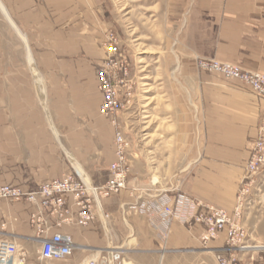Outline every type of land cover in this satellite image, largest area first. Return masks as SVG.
Instances as JSON below:
<instances>
[{"label": "crops", "instance_id": "0c3cea01", "mask_svg": "<svg viewBox=\"0 0 264 264\" xmlns=\"http://www.w3.org/2000/svg\"><path fill=\"white\" fill-rule=\"evenodd\" d=\"M168 5L182 58L170 106L176 122L189 123L178 132L184 133L180 144L162 163L134 151L127 188L103 197L86 226L77 223L79 207L71 194L65 196L70 223L26 197L0 198V236L38 251L32 217L40 214L45 237L72 236L69 264L100 262L110 250L122 252L123 264H156L163 248L209 251L217 258L231 254L217 239L202 244L199 224L175 220L162 239L139 205L178 192L234 208L264 123V98L237 80L200 70L196 59L264 73V0H168ZM112 37L121 50L107 0H0V187L36 192L75 170L90 188L107 183L116 129L100 113L98 72L112 54Z\"/></svg>", "mask_w": 264, "mask_h": 264}, {"label": "built area", "instance_id": "2783aa9c", "mask_svg": "<svg viewBox=\"0 0 264 264\" xmlns=\"http://www.w3.org/2000/svg\"><path fill=\"white\" fill-rule=\"evenodd\" d=\"M106 62L98 72V89L103 100L100 113L115 126V158L109 167V179L102 187H88L80 173L66 175L44 183L38 191L23 193L18 187L5 185L0 187V198L19 200L26 197L33 203H40L44 208H51L61 222H72L65 196L71 194L79 207L77 223L86 226L95 219L93 210L101 209V199L117 194L127 188V179L131 169V140L124 133L119 122V114L124 107L121 101L120 86L128 75V67L118 51V42L112 37ZM200 70L217 73L229 80H237L250 87L259 97L264 98V73L246 71L239 65L223 63L209 58H197ZM264 168V123L260 126L257 139L251 146L249 158L243 169L242 179L236 195L235 206L228 210L214 204H203L176 192L172 198L143 202L139 205L142 213L159 230L162 239L168 237L172 223L177 220L183 224H199L203 227L200 240L207 245L225 235L231 251L228 256H219V264H240L241 257L252 251L248 243V231L244 224V201L250 193L254 177ZM36 224L35 240L39 243L37 261H66L74 251L72 236L67 233H55L45 237L46 221L40 214L32 217ZM29 251L21 247L15 239L0 236V264H36L29 257ZM88 264H123L122 252L108 251L100 262L88 261ZM264 264V260L262 261Z\"/></svg>", "mask_w": 264, "mask_h": 264}, {"label": "rangeland", "instance_id": "374dc122", "mask_svg": "<svg viewBox=\"0 0 264 264\" xmlns=\"http://www.w3.org/2000/svg\"><path fill=\"white\" fill-rule=\"evenodd\" d=\"M107 2L114 28L121 38L119 55L128 67V75L119 87L124 103L119 122L131 140L133 154L134 151L143 152V155L155 158L156 163H162L169 151L180 144V135L184 133H178L179 130L189 124L176 122L175 107L170 106L175 104L174 94H178L177 68L182 58L178 55L177 35L172 31L175 24L170 26L167 17L168 0ZM253 180L244 201V224L248 243L256 246L264 245V168ZM217 240L227 245L224 234ZM29 254L36 264H69L68 261L38 262L36 249ZM216 256L209 251L198 253L185 249L172 252L163 248L156 264H219ZM241 259L240 264H262L264 249H253Z\"/></svg>", "mask_w": 264, "mask_h": 264}, {"label": "bare ground", "instance_id": "6f19581e", "mask_svg": "<svg viewBox=\"0 0 264 264\" xmlns=\"http://www.w3.org/2000/svg\"><path fill=\"white\" fill-rule=\"evenodd\" d=\"M264 249V245L262 244V245H256V246H252V249Z\"/></svg>", "mask_w": 264, "mask_h": 264}]
</instances>
